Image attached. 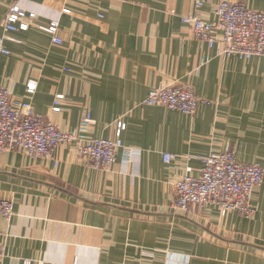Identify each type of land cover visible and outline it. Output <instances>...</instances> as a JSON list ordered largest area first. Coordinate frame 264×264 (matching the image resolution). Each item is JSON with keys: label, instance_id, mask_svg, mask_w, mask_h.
Segmentation results:
<instances>
[{"label": "crops", "instance_id": "crops-1", "mask_svg": "<svg viewBox=\"0 0 264 264\" xmlns=\"http://www.w3.org/2000/svg\"><path fill=\"white\" fill-rule=\"evenodd\" d=\"M195 1L0 0V22L17 5L36 23L58 21L62 39L53 45L36 27L7 34L14 41L0 54V86L62 132L90 113L89 137L114 140L122 122V146L135 152L128 161L117 150L108 172L92 168L74 143L57 148L56 166L0 153V199L13 204L12 217H0V264H264V177L251 218L221 217L215 206L172 209L177 180L199 176L210 154L230 149L264 168V58L222 56L219 42L196 39L181 21ZM233 1L264 10V0ZM198 13L214 19L209 7ZM172 83L210 103L192 116L142 106L149 90Z\"/></svg>", "mask_w": 264, "mask_h": 264}, {"label": "built area", "instance_id": "built-area-1", "mask_svg": "<svg viewBox=\"0 0 264 264\" xmlns=\"http://www.w3.org/2000/svg\"><path fill=\"white\" fill-rule=\"evenodd\" d=\"M209 7L214 19L201 18L199 10ZM65 14L68 10L63 11ZM181 21L189 27L194 37L212 48L217 42L219 54L249 60L253 57L264 58V10H253L243 2L221 0L213 4L211 0H196L195 12L184 16ZM30 27L48 34L51 43L62 44L59 37V22L36 23V15L13 5L0 22L3 36H0V54L8 56L5 41H14L7 34L26 32ZM218 35V36H217ZM36 84L29 83L27 92L33 93ZM63 96H56L51 111H60ZM210 102L195 96L186 84L172 83L159 85L147 93L142 106H162L170 111L192 116L199 105ZM93 120L85 113L72 132H62L57 126L36 114L27 102L12 99L8 89L0 86V153L18 150L31 159L53 160L57 148L63 143H74L79 156L86 158L92 168L110 171L116 162L117 150L123 149L125 158L133 159L134 150L123 148L121 132L126 125L117 122L115 139H94L88 132ZM168 164L174 158L170 154L162 156ZM54 161V160H53ZM202 166L197 177L185 174L175 183V198L172 209L187 213L205 206L217 207L220 216L226 217L236 212L251 218L255 209L249 204L255 188L261 186L264 168L259 164L239 162L232 150L210 154L201 160ZM54 165L57 162L54 161ZM13 215V204L9 199H0V217L7 221ZM4 258V247L0 246V260Z\"/></svg>", "mask_w": 264, "mask_h": 264}]
</instances>
